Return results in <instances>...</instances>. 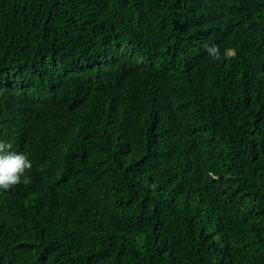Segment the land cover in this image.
<instances>
[{
    "label": "trees",
    "instance_id": "obj_1",
    "mask_svg": "<svg viewBox=\"0 0 264 264\" xmlns=\"http://www.w3.org/2000/svg\"><path fill=\"white\" fill-rule=\"evenodd\" d=\"M0 139V264H264V0H0Z\"/></svg>",
    "mask_w": 264,
    "mask_h": 264
},
{
    "label": "clouds",
    "instance_id": "obj_2",
    "mask_svg": "<svg viewBox=\"0 0 264 264\" xmlns=\"http://www.w3.org/2000/svg\"><path fill=\"white\" fill-rule=\"evenodd\" d=\"M205 51L214 60L230 59L236 55L235 49H225L221 53L218 45H205ZM11 149V143L0 139V192H8L21 183H31L26 175L32 168L31 161L23 152H14Z\"/></svg>",
    "mask_w": 264,
    "mask_h": 264
}]
</instances>
